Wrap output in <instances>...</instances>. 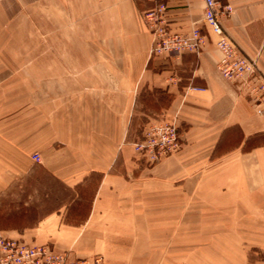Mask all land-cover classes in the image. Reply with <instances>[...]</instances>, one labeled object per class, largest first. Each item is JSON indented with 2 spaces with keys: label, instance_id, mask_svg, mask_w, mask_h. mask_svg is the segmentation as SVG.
I'll return each instance as SVG.
<instances>
[{
  "label": "crops",
  "instance_id": "1",
  "mask_svg": "<svg viewBox=\"0 0 264 264\" xmlns=\"http://www.w3.org/2000/svg\"><path fill=\"white\" fill-rule=\"evenodd\" d=\"M216 1L254 74L219 72L201 0H0L3 237L90 258L105 233L141 221L159 235L133 264H167L178 247L165 234L189 217L194 233L229 234L227 263L245 264L246 246L264 252V0ZM158 2L171 32L205 36L200 51L151 54L145 14ZM156 118L177 126L181 147L149 165L128 134Z\"/></svg>",
  "mask_w": 264,
  "mask_h": 264
},
{
  "label": "built area",
  "instance_id": "2",
  "mask_svg": "<svg viewBox=\"0 0 264 264\" xmlns=\"http://www.w3.org/2000/svg\"><path fill=\"white\" fill-rule=\"evenodd\" d=\"M154 1V0H153ZM204 5L203 22L217 36L216 46L221 54L217 69L223 77L233 80L254 74L256 64L235 47L224 34L220 15L231 11L229 5L216 0H201ZM166 4L158 2L145 14L146 22L152 29L154 40L151 54H172L183 51L198 52L205 44V36L198 29L188 34L171 32L165 21ZM137 154L146 163L153 165L161 159L176 153L180 147V136L173 122L157 121L147 125L140 136L132 142ZM32 159L39 162L38 154ZM0 264H104L102 257L71 258L67 252H56L48 244L31 245L5 238L0 234Z\"/></svg>",
  "mask_w": 264,
  "mask_h": 264
},
{
  "label": "rangeland",
  "instance_id": "3",
  "mask_svg": "<svg viewBox=\"0 0 264 264\" xmlns=\"http://www.w3.org/2000/svg\"><path fill=\"white\" fill-rule=\"evenodd\" d=\"M157 121L159 122L161 119L156 118L143 121L140 119L135 120L128 134V139L130 140L129 142L131 145L134 140L140 138L143 129L147 125H152ZM139 157L141 158V156ZM141 159L146 163L143 158ZM189 220V217H183L181 231L168 232L165 234V241L167 243L170 242L171 247L174 246L173 242L176 241L174 243H177L175 246L178 247L176 249H170L167 245V264H206L204 257H207L208 259L211 258V263L213 262V264H230L227 263L228 257L231 256V254H228V249L219 248L221 247V242L223 240H227L229 234L222 232L208 234L202 232L194 233L195 231H190L191 225ZM139 222L141 221H138L135 225H139L140 231L138 230L127 234L105 233V247L102 250L97 251V256L102 257L104 264H133L132 259L136 256V253L141 257L143 247H147V243L150 241L154 242L158 240V233L148 232L147 229L144 230V228L141 230ZM236 235L237 234H231L230 241L238 242ZM194 236H197L198 238L197 245L196 247H190V238ZM210 242L213 243L210 244ZM245 245L246 243L242 244V247ZM210 246L213 247L209 248ZM236 251V254H238L239 251ZM240 251L242 253V249H240ZM243 251L245 253V264H264V252L259 249H255L254 247L247 248V246L243 249ZM191 256L198 258L197 263L190 260Z\"/></svg>",
  "mask_w": 264,
  "mask_h": 264
}]
</instances>
